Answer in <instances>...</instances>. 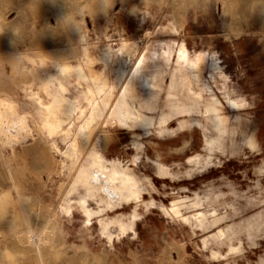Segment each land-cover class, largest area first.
Returning <instances> with one entry per match:
<instances>
[{"label":"rangeland","instance_id":"374dc122","mask_svg":"<svg viewBox=\"0 0 264 264\" xmlns=\"http://www.w3.org/2000/svg\"><path fill=\"white\" fill-rule=\"evenodd\" d=\"M122 7L0 0V128L15 141L0 135V264H37L15 241L21 185L33 229L54 220L47 264H264V0ZM45 68L57 127L42 139L27 92Z\"/></svg>","mask_w":264,"mask_h":264},{"label":"bare ground","instance_id":"6f19581e","mask_svg":"<svg viewBox=\"0 0 264 264\" xmlns=\"http://www.w3.org/2000/svg\"><path fill=\"white\" fill-rule=\"evenodd\" d=\"M109 1V0H108ZM129 0H121V6L125 7L126 8V4L128 3ZM115 2V1H114ZM118 2V1H117ZM111 4V3H110ZM110 4H108L110 6ZM224 2H222V6H224ZM122 7V8H123ZM128 7V6H127ZM220 8V7H219ZM223 8V7H222ZM56 11V10H55ZM82 11V10H81ZM122 12V11H121ZM95 13V12H93ZM108 14V13H107ZM106 14V15H107ZM121 16V15H120ZM119 16V18H120ZM108 18V17H107ZM118 18V19H119ZM72 20V19H71ZM73 21V20H72ZM80 21V20H79ZM126 21H127V18H126V14L125 15H122V19H121V26L123 28L126 27ZM62 22V21H61ZM2 25V24H1ZM65 28V27H64ZM80 28L83 30L84 29V25L81 24L80 25ZM177 31V30H176ZM57 32V31H56ZM68 34V33H67ZM85 32L84 33H81V34H78L76 37L78 39L79 42H82L85 40ZM87 42V41H86ZM82 44V43H81ZM86 45V44H85ZM74 47V46H73ZM84 49L82 48L81 50H78L77 54L78 56H75L74 54H70L72 55L71 56V60L72 62L70 63V65L72 67H75L77 68V66H79V63L76 61V58H80L81 62L80 63H83V58L82 56L84 55ZM106 54L104 51H101L99 56H98V59L100 61V64L102 65L103 67V64L105 62V59H106ZM3 62V61H2ZM30 62V61H29ZM85 63V62H84ZM24 65V64H23ZM28 65V64H27ZM32 65V64H31ZM3 66V65H2ZM33 66V65H32ZM54 69H55V72H56V68L57 66L56 65H53ZM48 68V67H47ZM45 68L44 70V73L41 74V77H42V84L38 85L36 89H34L32 92H27V96L29 98L28 100V103H32L34 102L35 104L39 105L41 108H43L45 110V113L44 114H40V113H36L35 115V122L38 120H40L41 124L39 125H35L36 128L38 129V132L41 136L42 139H46L47 136H46V131L48 133H52V131L57 127V122H56V119H54V117H51L49 115V108L50 106L52 105V101L50 100H47V98H44L43 95H44V92H45V87L46 86H49V73L47 72L48 69ZM3 71V70H2ZM22 71V70H20ZM52 71V70H51ZM100 72H93L92 69H88V68H85L84 70L81 69V72H80V75L82 78H84L85 80H88L90 79V82L92 83L95 82L94 78L97 77V75H99ZM5 74V73H3ZM103 75V74H102ZM9 76V75H8ZM75 76V75H74ZM60 78V77H59ZM65 78V76H64ZM15 79V78H14ZM64 80V79H63ZM67 80V79H66ZM75 80V79H74ZM73 80V81H74ZM41 81V80H40ZM56 81V80H55ZM60 82V81H59ZM58 82V84H59ZM82 83V82H81ZM85 83V82H84ZM64 84V83H63ZM9 87H10V96H13L15 94H18V95H22V96H26L25 92L29 89V87H26V86H23L22 84H17V83H14L13 81L12 82H9ZM66 85V84H65ZM64 86V85H63ZM50 89V88H49ZM2 90V89H1ZM47 90V89H46ZM52 91V89H51ZM90 91H91V88H90ZM8 94V93H7ZM52 94V93H51ZM2 95V94H1ZM37 96V99L36 98H32V96ZM52 96V95H51ZM3 99V98H2ZM5 100V99H4ZM7 101V99H6ZM8 106V105H7ZM2 107V106H1ZM11 106L9 105V108ZM7 108V107H4V109ZM3 109V110H4ZM7 110H10L7 108ZM6 111V110H5ZM4 111H2L1 113L3 114ZM1 114V115H2ZM0 115V116H1ZM4 116V115H3ZM95 116V115H93ZM92 116V117H93ZM5 117V116H4ZM16 118V123H15V129H16V135H17V138L16 139H19L21 138V140H25V137L23 136V131L25 132V129H24V124L26 122V117L25 115H17L15 116ZM37 119V120H36ZM3 120V119H2ZM5 120V119H4ZM107 121V120H106ZM2 122V121H1ZM4 123V122H3ZM110 123V122H109ZM112 124V122H111ZM3 125V124H2ZM7 126V125H6ZM4 127V125H3ZM8 129V128H7ZM5 129V130H7ZM88 130L87 131V135L88 136H91L95 139H99V136H98V131H94L91 127H87ZM3 130V128H0V135H3V136H6L5 140H4V144L5 145H13L15 143V141H12V139H9V137L7 136V132ZM46 130V131H45ZM27 131V129H26ZM11 136V135H10ZM0 139L2 140V138L0 137ZM101 141H103L101 139ZM77 142H78V145L81 144L83 142V140H80V139H77ZM105 144V143H104ZM104 149V148H103ZM3 157V156H2ZM20 159V158H19ZM94 160V159H93ZM95 162V161H94ZM77 166V165H74V167ZM105 166V165H104ZM72 168V167H71ZM99 168V167H98ZM97 168V169H98ZM105 168V167H104ZM113 170V169H112ZM101 171V170H100ZM111 172V170H109ZM105 172V171H104ZM107 173V172H106ZM9 174V173H8ZM108 174V173H107ZM101 175V174H100ZM104 175V174H103ZM112 173H110V178H114V177H111ZM11 176V175H10ZM87 176V175H86ZM114 176V175H113ZM9 177V176H8ZM90 177V175H89ZM88 177V178H89ZM11 178V177H10ZM109 178V179H110ZM129 178V177H127ZM116 179V178H115ZM109 181V180H108ZM114 181V180H113ZM11 182V181H10ZM110 182L111 179H110ZM115 182V181H114ZM124 182V181H123ZM135 182V181H134ZM133 182V183H134ZM106 183V182H105ZM113 183V182H112ZM121 183V182H120ZM123 184V183H122ZM111 185V184H110ZM114 185V184H113ZM121 185V184H119ZM127 185V184H126ZM88 187V185H87ZM114 187V186H113ZM121 187H124V186H120ZM15 188V187H13ZM89 188V187H88ZM115 188V187H114ZM117 189V188H116ZM14 190V189H13ZM16 192H17V196H18V200H17V205L19 206V216H20V222H21V226L22 228L24 229L23 230V234L21 236H16L15 237V241H17L18 243H20L21 245H23V248H21V250H23L25 253H28L30 256H33V258L35 259L36 263L37 264H47L45 262V259L43 257V250L44 249H52L53 246H52V236H51V233L54 231V220L52 218V216L48 219L47 223L39 230V231H35L30 223V220H29V217H28V213L22 208V201H27L28 203L32 204V202H36L37 203V199L35 198H28L25 196V194L23 193V186L21 185L20 187L18 188H15ZM120 190V189H119ZM127 190V189H126ZM113 192V190H112ZM116 192H114V195H115ZM118 194V193H117ZM123 195V194H122ZM118 196V195H117ZM121 197V196H120ZM115 198V197H114ZM113 198V199H114ZM101 200V199H100ZM113 201V200H112ZM110 201V202H112ZM118 201V200H117ZM38 208V207H37ZM33 210V209H32Z\"/></svg>","mask_w":264,"mask_h":264}]
</instances>
